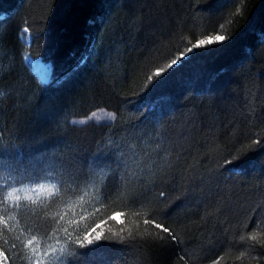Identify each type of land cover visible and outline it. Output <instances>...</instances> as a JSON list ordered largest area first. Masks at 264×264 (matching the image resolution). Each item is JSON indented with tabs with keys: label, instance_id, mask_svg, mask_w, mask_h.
I'll list each match as a JSON object with an SVG mask.
<instances>
[{
	"label": "trees",
	"instance_id": "1",
	"mask_svg": "<svg viewBox=\"0 0 264 264\" xmlns=\"http://www.w3.org/2000/svg\"><path fill=\"white\" fill-rule=\"evenodd\" d=\"M217 34L229 39L188 59ZM0 37V160L12 165L0 189L59 188L9 206L5 264H30L25 238L55 243L69 219L81 235L121 219L134 232L71 264H264V0H0ZM181 53L182 67L145 87ZM31 60L50 66L48 82ZM98 110L116 119L73 124ZM145 214L177 239H142Z\"/></svg>",
	"mask_w": 264,
	"mask_h": 264
},
{
	"label": "snow or ice",
	"instance_id": "2",
	"mask_svg": "<svg viewBox=\"0 0 264 264\" xmlns=\"http://www.w3.org/2000/svg\"><path fill=\"white\" fill-rule=\"evenodd\" d=\"M24 33L30 34V28L25 27L23 29ZM36 39H39L37 37ZM229 39V37L225 35L217 34L214 39H199L193 44L191 47L186 48L187 53H191L192 55L188 57V59H192L193 56L199 55V53L194 52V49L205 47L212 43L223 44V42ZM4 43L2 37H0V44ZM184 53H181V56L172 58L164 67L159 68L153 74L156 78L153 83V75L147 76L148 84L145 87H148L149 84L152 87H157L164 83V81L168 78L164 76L163 73L165 69H170L173 72L178 70L179 67H182L184 63L187 61L183 59ZM25 60L30 59V56H25ZM175 66V67H174ZM37 70L40 73V76L44 80H49L50 73L48 68L45 65H36ZM172 72H169L170 76ZM70 75V74H69ZM95 115V113L93 114ZM109 117L112 120L116 119L114 113H109ZM73 123H77L73 121ZM83 123V122H81ZM254 144L259 145L260 141H253ZM241 155L233 156L232 160H226V163L231 164L232 162L240 159ZM0 167H4L6 170L12 168V165L8 162L7 159L0 160ZM19 172V169H13ZM25 171L27 169L25 168ZM11 175V172H9ZM54 179V177H53ZM22 183V182H19ZM59 193V188L57 184L49 183L48 185L37 183L35 188H30L27 186L17 187L12 183L6 184L2 189H0V226L9 225L10 221H15L17 218L11 215V211L9 206L12 208H18L22 202L28 201L32 204H35L37 200L40 198L41 194H46L50 198H55ZM165 193L161 192L160 196L163 197ZM7 214V215H5ZM160 214V213H157ZM127 213H114L110 219H116L117 216L125 217ZM134 216L138 218L137 223L139 222V218L141 217L140 212L133 213ZM59 220L63 221L64 216L59 215ZM83 218V217H81ZM125 220H120V226L117 231L112 232L108 230L107 232L102 230V224H96L88 229H86L81 235L77 230L79 221L75 219H69L65 224H60L55 229H52L51 234L48 235V239L55 241V243H49L47 246L44 245L42 241L38 239L36 235H29L22 242L23 246L26 249L30 250V264H71V261L77 258L78 249L85 248L87 246L93 245L98 241L107 240L114 241L119 243H125L126 238H134V232L132 228L125 229ZM143 225L145 226V231L143 233H136L142 239L143 238H153L154 240H159L163 242L166 238L175 240L177 239L175 233L169 227L159 223L156 219L151 218L148 214H145L143 218ZM103 223H107L104 221ZM148 227H153L157 230L156 236L153 237V234L147 231ZM9 230L11 227L9 225ZM62 235H58L57 233H61ZM110 233V234H109ZM163 233V235H160ZM250 239L253 242H257V235L252 234ZM261 246L264 247V241H260ZM15 247V245H13ZM6 253L0 249V264H5L7 260ZM213 264H218L217 261H213Z\"/></svg>",
	"mask_w": 264,
	"mask_h": 264
},
{
	"label": "rangeland",
	"instance_id": "3",
	"mask_svg": "<svg viewBox=\"0 0 264 264\" xmlns=\"http://www.w3.org/2000/svg\"><path fill=\"white\" fill-rule=\"evenodd\" d=\"M30 63H32L33 67L35 68V71L37 72V74L40 76V73L39 71L37 70V67L36 65H45L48 70H49V73L51 74V68L49 65L47 64H43L39 61H33L31 60ZM41 77V76H40ZM44 80V79H42ZM44 81H47V80H44ZM49 81V80H48ZM110 112H107V111H98L95 113V115H91L90 117L86 118V119H82V120H78L76 121L77 123H73L74 125H77V126H80V127H84V126H88V125H92V124H108V123H111L113 120L109 117V114ZM83 122V123H81Z\"/></svg>",
	"mask_w": 264,
	"mask_h": 264
},
{
	"label": "bare ground",
	"instance_id": "4",
	"mask_svg": "<svg viewBox=\"0 0 264 264\" xmlns=\"http://www.w3.org/2000/svg\"><path fill=\"white\" fill-rule=\"evenodd\" d=\"M98 111H105V110H98ZM98 111H93V112L89 113L88 117H90L92 114H94V113H96ZM88 117H86V118H88ZM86 118H83V119H86ZM80 120H82V119H79V121ZM75 121H78V120H75Z\"/></svg>",
	"mask_w": 264,
	"mask_h": 264
}]
</instances>
